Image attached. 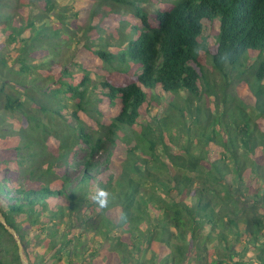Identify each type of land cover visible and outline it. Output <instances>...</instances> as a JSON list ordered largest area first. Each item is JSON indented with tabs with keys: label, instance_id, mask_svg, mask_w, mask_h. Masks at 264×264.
I'll use <instances>...</instances> for the list:
<instances>
[{
	"label": "trees",
	"instance_id": "obj_1",
	"mask_svg": "<svg viewBox=\"0 0 264 264\" xmlns=\"http://www.w3.org/2000/svg\"><path fill=\"white\" fill-rule=\"evenodd\" d=\"M147 1L0 0V206L30 264H264V0Z\"/></svg>",
	"mask_w": 264,
	"mask_h": 264
},
{
	"label": "rangeland",
	"instance_id": "obj_2",
	"mask_svg": "<svg viewBox=\"0 0 264 264\" xmlns=\"http://www.w3.org/2000/svg\"><path fill=\"white\" fill-rule=\"evenodd\" d=\"M72 1L73 0H67V2H72ZM146 7H148V9L150 8L153 11L154 10H157V8L159 7V2H158V0H148L146 2ZM216 27H217V25L215 24L214 28L212 27V28H209L208 29V32H211V33L214 32V30H215ZM209 40H211V38H209ZM204 57L206 58L205 59V62H206L208 71H213V68L211 67V63H210V61H209L208 56H207L206 53L204 54ZM212 75L214 76V74H212ZM169 100H170V97L167 96L166 99H165V103L168 104ZM4 116H5V119H6V121L8 123L14 124L15 127H19L20 126V120H21V118H20L19 115H17V114L15 115V114H12V113H6V114H4ZM260 212L261 213H264L263 208L260 209ZM0 233H2L1 229H0ZM4 241H5L6 244L12 242L11 239H9V238H5ZM0 247H2V244H0Z\"/></svg>",
	"mask_w": 264,
	"mask_h": 264
},
{
	"label": "water",
	"instance_id": "obj_3",
	"mask_svg": "<svg viewBox=\"0 0 264 264\" xmlns=\"http://www.w3.org/2000/svg\"><path fill=\"white\" fill-rule=\"evenodd\" d=\"M0 220L6 225V227L8 228V230L14 235V237L16 238V241L18 243V249H19V255H20V258H21V261L23 264H30L27 257H26V254H25V251H24V244L20 238V236L18 235L17 231L11 227L10 225H8L4 215L2 214L1 212V206H0Z\"/></svg>",
	"mask_w": 264,
	"mask_h": 264
},
{
	"label": "clouds",
	"instance_id": "obj_4",
	"mask_svg": "<svg viewBox=\"0 0 264 264\" xmlns=\"http://www.w3.org/2000/svg\"><path fill=\"white\" fill-rule=\"evenodd\" d=\"M100 195H101V196H104V195H105V193L101 192V193H100ZM100 203L103 205L104 201H103V200H101V201H100Z\"/></svg>",
	"mask_w": 264,
	"mask_h": 264
}]
</instances>
